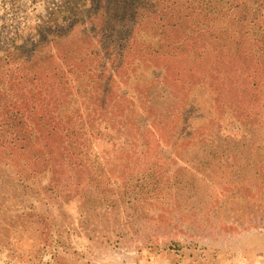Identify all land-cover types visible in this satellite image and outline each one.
Listing matches in <instances>:
<instances>
[{
	"label": "trees",
	"instance_id": "1",
	"mask_svg": "<svg viewBox=\"0 0 264 264\" xmlns=\"http://www.w3.org/2000/svg\"><path fill=\"white\" fill-rule=\"evenodd\" d=\"M9 4L15 17L7 20L3 13L0 23V170L7 174L0 177V242L17 219L29 216L51 238L70 197L94 207L114 206L141 223L149 199L163 195L173 201L171 211L186 212L196 227L206 228L226 194L238 190L255 198L262 192L264 0ZM141 67L162 70L163 76L119 102L114 91ZM80 82L108 85L87 121L77 113L62 117L78 97ZM200 85L212 91L215 111H230L243 133L234 139L206 127L179 150L173 169L162 163L160 148L172 140L191 88ZM138 105L152 121L146 133L123 121ZM86 131L130 140L117 142L130 159L131 148L145 141L147 151L124 173L122 192L108 188L83 161L81 145L75 144ZM46 172L48 187L34 192L25 186Z\"/></svg>",
	"mask_w": 264,
	"mask_h": 264
},
{
	"label": "rangeland",
	"instance_id": "2",
	"mask_svg": "<svg viewBox=\"0 0 264 264\" xmlns=\"http://www.w3.org/2000/svg\"><path fill=\"white\" fill-rule=\"evenodd\" d=\"M31 2L18 0L19 4L15 6L29 7ZM9 3L10 0H0V23L3 13L7 20L15 17ZM148 40L153 42L155 36L151 34ZM162 76V70L141 67L114 91L117 100L126 103L136 89H146L149 83L159 82ZM77 89L78 97L62 110V117L77 113L86 120L93 107L103 100L108 85L80 82ZM110 106L113 107L112 103ZM141 107L138 105L127 111L128 118L123 121L133 123L130 125L138 126L141 133H146L152 121ZM216 118L217 122L213 123ZM79 123L82 121L77 120V125ZM211 125L220 136L235 139L243 133L230 111L219 114L215 111L213 93L206 85L194 86L186 110L174 126L172 140L160 148L162 163L175 169L179 150L199 131ZM134 129L137 128L133 127L132 131ZM120 141L129 143L130 140L125 137L117 140L115 135L105 136L100 131L92 134L86 131L82 133L80 143L75 144V147L81 145L79 151L87 167L108 188L118 193L125 186L124 173L130 172V165L147 151L142 139L131 148L135 156L130 159L126 147L121 149L117 144ZM6 175L1 169L0 177ZM50 180L51 175L46 172L28 180L25 186L36 192L48 187ZM8 185L16 188L9 181ZM14 203L17 208L18 199ZM179 206L184 208L180 202ZM113 207H94L85 199L70 197L61 208L59 226L51 232V238L44 234L38 218L17 219L15 230L0 242V264H264V188L255 198H247L238 190L220 198L206 228L196 227L186 212L171 211L173 201L163 195H153L149 199L143 208L146 219L141 223L134 221L138 216L129 217ZM201 225L205 226L204 223ZM157 238L161 240H155ZM148 240L153 242H146ZM193 241H197L198 246Z\"/></svg>",
	"mask_w": 264,
	"mask_h": 264
}]
</instances>
